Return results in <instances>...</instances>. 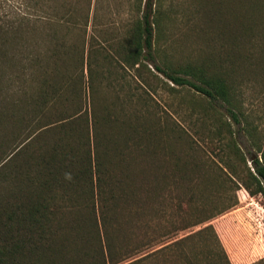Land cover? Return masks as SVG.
Masks as SVG:
<instances>
[{
  "label": "trees",
  "instance_id": "16d2710c",
  "mask_svg": "<svg viewBox=\"0 0 264 264\" xmlns=\"http://www.w3.org/2000/svg\"><path fill=\"white\" fill-rule=\"evenodd\" d=\"M158 1L135 4L104 57L133 69L148 93L166 86L206 104L191 112V134L170 130L192 152L218 146L225 168L210 176L174 154L169 129L144 126L142 94L121 99L108 82L113 98L99 101L92 0H0V264H232L208 223L238 204L234 188L264 196V118L244 111L237 76L244 68L264 89V0H203L204 55L177 66L163 56ZM137 152L158 172H133ZM217 183L221 207L208 200Z\"/></svg>",
  "mask_w": 264,
  "mask_h": 264
},
{
  "label": "rangeland",
  "instance_id": "374dc122",
  "mask_svg": "<svg viewBox=\"0 0 264 264\" xmlns=\"http://www.w3.org/2000/svg\"><path fill=\"white\" fill-rule=\"evenodd\" d=\"M202 1H158L157 7H159L164 16V28L162 30L163 35L161 36L160 45L164 52L163 56H166L167 61L173 66L182 65L188 61L197 62L204 55L202 51L204 48L203 44L207 42L208 36L202 32L206 21L204 16L198 11ZM138 2L139 0H92L91 2L87 38L93 36L97 40L93 45H95L98 51L95 55L92 53V56H95L92 63L93 70L99 71L101 75L100 77L99 74L94 73L100 79L97 81V98L100 102L104 100L109 101L113 98L112 95L114 93L108 87V82L120 84L122 87L121 94L119 93L121 99L133 93L135 95L142 94L145 101L142 100V97L139 101L147 102L146 106L140 109L144 113V118L142 119L144 126L147 128L166 127V130L169 129V136L172 137L169 140V146L173 149L174 154L185 158V154L188 153L199 165L205 164V171L208 170L210 176L219 175L221 174L219 167L225 168V165L222 159L219 158L223 154L216 156V154H219L218 146H210L206 141L201 143L199 149L192 152L189 150L187 142L184 139L175 137L170 130V128H176V130L181 128L191 134V112L201 107H207V105L201 104L198 101L199 99L195 100L193 94L187 90L173 95L164 86L163 89L159 87L154 94L148 93L136 81V73L133 69L121 66L114 58L108 60L104 57V53L113 54L114 47L110 45L123 37L125 27H127L128 22L135 15V4ZM237 76L242 84L241 99L244 104V111L251 113L254 107L257 106L259 111H261L258 115L264 118V89L259 86L260 82L258 78L251 79L256 84L251 83L244 68H240ZM160 78L166 81L162 77ZM134 100H136V97ZM86 102H88L87 91ZM139 105H143V103ZM123 107L127 110H134L135 104L126 102V104H123ZM236 139L248 160V165L251 167L249 159L254 154L253 149L244 134H236ZM213 147L216 149L214 152H211L210 149ZM148 156H139L138 152L136 154L132 153L129 156L130 167L135 165L136 168L137 166V170L133 168V172L140 171L141 169L149 173L158 172L157 169L152 166L149 167L145 163L143 158H147ZM153 158L162 159L163 156L162 154H157L150 157L152 161ZM142 159L143 163H141ZM158 161L160 162V160ZM150 163L153 162L150 161ZM211 185L213 186V190L211 191L215 193V196L211 194L208 200L212 201L216 207H221L223 201L225 202L226 195L216 196L217 192L215 191L224 189L222 188L224 185L222 183ZM231 186L233 187V185ZM236 190L234 188V193H232L231 197H234V200L238 201V204L222 215L213 218L208 224H212L216 230L232 264H251L264 258V196L250 197L244 189ZM197 229L198 227L193 230Z\"/></svg>",
  "mask_w": 264,
  "mask_h": 264
}]
</instances>
